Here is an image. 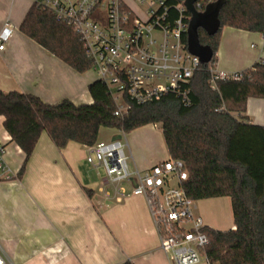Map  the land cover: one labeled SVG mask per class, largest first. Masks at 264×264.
<instances>
[{
    "label": "crops",
    "instance_id": "0c3cea01",
    "mask_svg": "<svg viewBox=\"0 0 264 264\" xmlns=\"http://www.w3.org/2000/svg\"><path fill=\"white\" fill-rule=\"evenodd\" d=\"M32 5L33 0H0V33L5 24L13 28L0 52V91L32 95L51 105L62 100L91 103L88 86L96 79L77 73L19 31ZM263 55L262 35L224 27L213 68L227 74L243 72ZM245 117L249 124L264 127V99L249 98ZM3 121L0 116V143L5 145L4 160L13 174L10 180L0 181L4 264H176L160 248L147 204L131 193L132 184L95 178L85 160L90 147L69 142L58 149L42 132L25 159ZM151 126L155 125L127 133L136 148L135 156L130 152L131 171L143 172L168 161L167 149L166 159L156 155L155 144L163 145L162 133L157 136ZM193 205L204 227L233 230L228 198ZM198 264L208 263L202 259Z\"/></svg>",
    "mask_w": 264,
    "mask_h": 264
},
{
    "label": "trees",
    "instance_id": "16d2710c",
    "mask_svg": "<svg viewBox=\"0 0 264 264\" xmlns=\"http://www.w3.org/2000/svg\"><path fill=\"white\" fill-rule=\"evenodd\" d=\"M217 18L215 34L198 30V41L211 49L212 58L191 79L189 105L168 94L145 105L131 104L127 114L116 117L111 95L94 81L88 86L89 104L62 100L51 105L32 95L0 91V116L25 159L42 132L63 149L69 142L94 146L104 128L127 134L160 125L168 161L182 162L187 174L179 184L186 196L192 202L221 197L230 202L233 230L202 229L205 261L264 264V127L245 117L249 98L264 99V66L255 63L240 79L217 81L214 88L209 84L224 27L264 39V0H223ZM19 31L77 73L90 69L80 37L49 13L32 5Z\"/></svg>",
    "mask_w": 264,
    "mask_h": 264
},
{
    "label": "built area",
    "instance_id": "2783aa9c",
    "mask_svg": "<svg viewBox=\"0 0 264 264\" xmlns=\"http://www.w3.org/2000/svg\"><path fill=\"white\" fill-rule=\"evenodd\" d=\"M186 0H33V5L66 26L81 39L85 58L98 81L111 95L114 115L123 117L131 104L145 105L171 94L189 105L190 82L200 69L199 58L187 50V30L191 13ZM217 0H195L193 9L203 13ZM13 28L5 24L0 33V52ZM264 66V55L258 62ZM209 84L237 80L242 73H222L210 68ZM119 140L98 141L90 147L86 163H97L105 180L132 184L131 193L142 197L149 209L160 248L171 254L176 264H198L207 243L202 220L180 188L186 180L180 161H165L140 172L129 171L132 159L125 133ZM129 152V157L125 154ZM0 143V181L13 177ZM175 179L177 188L170 189ZM205 260V259H204ZM0 264L4 261L0 257Z\"/></svg>",
    "mask_w": 264,
    "mask_h": 264
},
{
    "label": "water",
    "instance_id": "95a60500",
    "mask_svg": "<svg viewBox=\"0 0 264 264\" xmlns=\"http://www.w3.org/2000/svg\"><path fill=\"white\" fill-rule=\"evenodd\" d=\"M195 0H186L185 6L191 13V20L187 30V50L194 56L199 58L201 65H207L212 58L211 49L208 46L200 45L198 41V30L201 29L208 35H213L219 28V20L217 18L219 9L223 0H217L215 3L206 7L203 13H197L193 9ZM120 135H116L111 141L119 140Z\"/></svg>",
    "mask_w": 264,
    "mask_h": 264
},
{
    "label": "rangeland",
    "instance_id": "374dc122",
    "mask_svg": "<svg viewBox=\"0 0 264 264\" xmlns=\"http://www.w3.org/2000/svg\"><path fill=\"white\" fill-rule=\"evenodd\" d=\"M127 3H131L130 1L131 0H125ZM213 67V66H212ZM215 69V68H213ZM86 76L90 77V78H93V79H96V75H95V72L92 71L91 69H88L86 72H85ZM149 128H152L154 129V133L157 134V136L160 134L161 132V129H160V125H155V126H151ZM116 133V130H113V129H101V133H100V136L98 138L99 141H102V142H109L112 137L115 135ZM125 138L127 139L128 141V145H129V148H130V152L135 156V153H136V148H135V143L133 141L130 140V137L128 134H125ZM161 142H162V148L158 147L157 143L155 144L156 146V155L157 156H160L162 157V159H166L165 156H166V148L164 146V142L162 141V137H161ZM137 144H139L140 146H143L145 147L143 144H140L138 142H136ZM146 150H149V148L146 147ZM125 154L129 157V152L127 149H125ZM131 164H132V161L131 159H128L127 161V165H128V169L129 171H131ZM89 166V169L93 171L94 175H95V178L97 180H101L102 178H105V172L103 170V168L101 166H99L97 163H94V165H87ZM124 183V182H123ZM125 183H128V182H125ZM168 187L170 189H176L177 188V181L175 179H172L169 184H168ZM196 214V213H195Z\"/></svg>",
    "mask_w": 264,
    "mask_h": 264
}]
</instances>
